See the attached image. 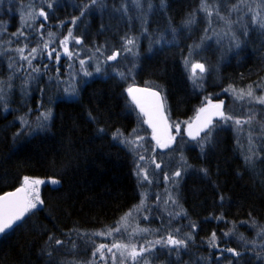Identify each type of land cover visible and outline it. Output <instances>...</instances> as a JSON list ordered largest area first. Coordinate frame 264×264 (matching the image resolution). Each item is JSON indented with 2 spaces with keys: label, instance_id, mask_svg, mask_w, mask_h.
Masks as SVG:
<instances>
[{
  "label": "trees",
  "instance_id": "1",
  "mask_svg": "<svg viewBox=\"0 0 264 264\" xmlns=\"http://www.w3.org/2000/svg\"><path fill=\"white\" fill-rule=\"evenodd\" d=\"M11 1L0 11V197L23 187L24 177L60 184L42 187L43 205L0 237V264H90L96 248L114 239L95 233L107 232L129 212L127 220L148 229L140 243L146 247L176 229L179 236L192 233L178 254L155 245L154 264H264V104L246 95L238 98L250 85L255 96H264V28L248 26L239 48L221 54L200 39L202 17L195 27L187 25L198 0H142L135 9L130 0H98L95 5L91 0H57L51 9L50 0L44 6L39 0ZM125 3L127 9L120 10ZM28 8L32 13L43 8L54 30L33 17L22 28L24 36L13 35L19 32L18 9ZM68 29L82 43H74L78 58L69 78L75 82L66 78L63 94L53 83L64 79L65 66L44 70L36 62L24 69L26 62L12 51L26 44L28 52L49 32L57 41ZM113 53L119 55L107 60ZM81 60L89 62L86 68L99 60V73L78 78ZM192 60L206 66L198 87L189 79ZM134 86L162 95L172 130L177 123L181 128L173 148L155 151L145 118L128 95ZM209 101L223 102L225 117L232 119L210 127L211 143L206 141L201 151L198 141L189 142L184 132ZM236 120L242 122L240 129ZM117 129L123 136L113 139ZM125 137L135 145L122 142ZM247 142L263 155L256 164ZM138 165L151 183L137 175ZM200 169H207V175ZM176 171L182 172L178 183L164 179ZM141 200L144 205L138 208ZM213 232L218 248L209 246ZM227 248L240 255L221 254Z\"/></svg>",
  "mask_w": 264,
  "mask_h": 264
},
{
  "label": "snow or ice",
  "instance_id": "2",
  "mask_svg": "<svg viewBox=\"0 0 264 264\" xmlns=\"http://www.w3.org/2000/svg\"><path fill=\"white\" fill-rule=\"evenodd\" d=\"M54 2H56V0H50V2H48V5H47L48 8L51 9L53 7ZM97 2H98V0H91V3L93 5H95ZM85 7L87 8L88 6L86 5ZM205 10H207V8H205ZM38 15H39V17H43L44 20H47V18H48V13L46 11H44L43 8L40 9ZM83 15H84V12L82 11L81 16H83ZM209 15H211V12H209ZM76 19H79V17H76L72 20L73 24L76 23ZM188 23H191V21L189 20ZM30 26L31 25H29V27ZM39 27L43 28L44 25L41 24ZM13 35L24 36V32H23V30H20L18 33H13ZM54 35H55L54 33L49 32L48 33L49 39L45 40L43 37V34H41L40 42H38L36 47H32L28 51L27 55H24L25 49L27 48L26 44L23 47L16 48L15 51L20 54V59L26 61L29 65V67H31L32 66L31 62L33 59L37 58V54L39 52H41L42 50L49 49L50 43H55V41L53 39ZM69 38L73 39L75 41V43H77V44L82 43V41L73 36L72 29H68V35L63 40L60 41V44L65 45V48H64L65 54L69 58H71L72 53L69 52L67 47H66ZM127 43L133 44L134 41L131 39H128ZM96 51H100V49L98 48V49H96ZM129 51H130V49H129ZM53 52L56 53L55 60L57 62H59L60 53L55 48H52L50 51L47 52L48 59H50V60L53 59V55H52ZM118 55H119V53H113L112 55H109L106 59L107 60H115ZM189 55H191V53ZM80 64H81V66H83L84 61L81 60ZM188 64H189V61L186 59L185 60V66L187 67ZM197 69H199L200 72L203 73L205 71V67L203 64H199V63L191 64V74L189 76V79L192 80L194 87L200 86L198 84V80L202 79V77L197 76V73H196ZM32 71L39 72V68L33 67ZM96 71L97 72L100 71L99 66L96 68ZM85 75H91V73L85 72ZM120 75L123 77V73H120ZM257 87H259V85H257ZM143 91H145V90L144 89H133L132 87L128 88L129 95H131L133 100L137 103V106L140 108V111L142 113H144V115L149 117V119L145 122L149 123L150 126L153 128V139L156 140L157 145L159 147L167 148L170 146L169 141L173 140L174 137H169L167 140L162 141L161 138L158 135H156L157 125L154 122V120H156V119H162L163 118V113H162V107L163 106L161 104H159V102H158L156 109H155V112L146 111L144 106L142 104H140L139 99H137V97L134 95V93H136V92H143ZM233 91H235V90H233ZM150 94H151V96L157 97V98H159V95H160L159 92H151ZM245 95L249 98L255 99V101L257 103L264 104V96H255L253 86H251V85L249 86L247 91L241 90L239 95H238V98L243 99ZM210 103L211 102L209 101V104ZM222 103L223 102H221V104L211 105V107L219 110L221 108ZM207 111H208L207 107H201L197 113V120H200L201 114L206 113ZM216 114H218L219 116H221L225 120H231L232 119V117H230V116L225 117V115L222 111H218ZM49 115H50V113L46 114L44 116V119L46 120ZM250 120H251V117L249 118V121H245V123H249ZM211 123H212L211 116L209 115L206 119L203 120L200 127L196 130L195 134H193L192 131H189L188 135L193 140L197 139V136H199V132L201 130H203L204 128H209V125H211ZM235 123L237 125H240L242 122L240 120H236ZM175 127L177 130V134H179L180 124L177 123L175 125ZM188 128L191 129L192 125L188 124ZM104 131L105 130L103 128L98 129V132H100V133H103ZM135 131L136 130L134 129L133 132H135ZM211 134H212V132H211V129L209 128L205 137L201 138L198 141V146L201 148V151H203L204 143L206 141L208 143H211ZM122 136H123V133H121L119 131V129H117L116 132L113 134V139H119ZM138 139H143V138L138 137ZM122 142L127 143V144H133V145H135V143H136L135 140H129L127 137H125ZM139 158H140V160L145 159V157L143 155H141ZM183 159H184L183 156H181V160H183ZM152 163L155 164V168H157V169L161 168V165L159 163H156L155 158H153ZM184 163L186 165V161H184ZM138 169H139V171L137 172V175L139 176L142 174L143 180L151 183V180L149 179V175H148L147 170L145 168H143V166H140V165H138ZM200 171L203 172L205 175H207V169H200ZM180 176H181V171H176L171 176H169L168 174H165L164 179L165 180H171L175 184V183H178L175 180V177H180ZM24 183H25V185H27L29 183V177H24ZM31 183L33 185H39V184L44 183V181L33 180V181H31ZM50 183L53 185H57V184H59V181L56 179H51ZM24 192H25V188L21 187V188H18L16 190V192L7 193L5 196L0 197V201H6V204L4 205L3 209H0V235L6 234V232L8 230L12 229L13 226L16 224V222L21 221L27 212H29L32 209H37L38 206L43 205L44 202H43V200L40 199L38 191L31 198H28V196H25L24 198H22V200L9 199V198H16V197H18V195L20 193H24ZM169 199L171 200L172 197L169 196ZM220 199L222 201L224 199V197L221 196ZM172 202L176 203L175 200H172ZM143 205H144V200H141L140 206H138V208L142 207ZM9 208H12L15 210L9 211ZM129 216H131V212L126 213L124 217H121L120 221H118L116 225L111 226L107 230V232L95 233V235L113 236L114 234L121 233L122 227L124 228L125 231H127V219ZM222 218L223 217H220V219H222ZM145 219H147V217H145ZM190 227H191V229L194 230L196 228V225L192 224V225H190ZM140 231L147 232L148 229H140ZM179 233H180V229H176L175 232H169L166 237H161L160 239H158L154 242H152V241L147 242L149 245L148 247H146L144 244H141L139 246V249H137V246L135 244L129 245V244L120 242L118 240H114L110 246L105 245V244H100L96 248V251L93 252V256H96L97 254H99L101 260H106V259L110 258L112 260L113 264H116L117 260H119V264H125L126 258H130L133 262H136V261H138V259L140 257H142V255L145 252L151 251L155 245H162L164 247H169L170 249H174L178 254L180 252V250L187 248L189 241H191L193 239L191 232L187 233L186 236H179ZM129 234L130 235H136L137 233L135 230H133V232L129 233ZM224 235L228 236V235H230V233L226 232V233H224ZM49 239L51 240L52 237H49ZM217 239H218V237L216 236V233L215 232L211 233V236L209 238V246L218 248L219 245L217 244ZM241 239H243V237H241ZM55 243L59 245V244H62L63 241L56 240ZM104 249H107V253L110 254V257L105 256ZM113 249H116V252H113ZM224 251L231 253L233 256H239L240 255V253L237 252L236 249H234V248L221 249V254H223ZM117 252L119 253V256H117V254H116ZM145 264H146V262H145ZM229 264H231V262H229Z\"/></svg>",
  "mask_w": 264,
  "mask_h": 264
},
{
  "label": "rangeland",
  "instance_id": "3",
  "mask_svg": "<svg viewBox=\"0 0 264 264\" xmlns=\"http://www.w3.org/2000/svg\"><path fill=\"white\" fill-rule=\"evenodd\" d=\"M25 1H28V0H25ZM126 1L129 2V0H126ZM130 1H131L130 7L133 6L134 9H135V7H138L139 4L142 2V0H130ZM46 2H47V0H39V3L42 4V6H44V3H46ZM11 3H12L11 0H0V11H1V8H3V6L8 7V6H10ZM57 3H58V1L56 0V2H54V4H57ZM24 4H28V3H24ZM150 4L151 3L148 2V8H147L148 11L146 12L147 15L149 14L150 9H151ZM226 4H227V1H223V0H198V5H197V8L195 10V15H193L191 23L187 24L189 27H195V25L197 23L196 18L202 17L204 19V23L202 25L203 30L201 32V36H199L200 39L208 41V43L212 44V48H214V49L216 48L215 50L219 51V53H221V54H223V53L224 54L225 53L230 54L239 48V44L241 43V40H242L243 35L245 33V30L247 29L248 26L249 27L250 26H256L258 28H264V0H233V3H231V4L229 3V5H226ZM126 5L127 4L125 3V6L122 5V6H120L119 9L120 10L121 9L122 10L127 9ZM160 5L162 6L163 3L160 2ZM205 8H207V10H205ZM29 9L30 8L26 9L28 11H25V12L23 11V9H18V14H17L16 18L19 22L17 23V25H16L17 27L15 28L16 32L18 31V27H19V31L22 30V28L25 27V24L28 21L32 20L33 17H34V21H37V22L38 21L39 22L45 21L44 23H46L47 26L50 25V24H48L49 23L48 18H47V20H44L43 17H39L38 13H39L40 9H37V8L34 9V13H32V11ZM209 12H211V15H209ZM15 13H16V11H15ZM49 27L52 28V26H49ZM33 28H34L33 26H30L28 29V31H31L32 34H33V32H35ZM66 36L67 35H66V31H65V32H62L60 34V36L58 35L59 40L56 41L53 38L55 43H50L49 49L42 50L41 52H39L37 54V58L33 59L31 62L32 65H33V63L38 62V67L39 68L42 67V69H44V70L51 68V69L59 71L62 67L65 66L66 67V71H65L66 76L64 77V79H62L61 81H54V83H53V84H56L57 86H60L58 88L61 91H63V94L64 93L66 94V78L68 79V81L73 82V84L75 82L72 79H70L69 77L72 76L71 74H72V72H74V69L73 70H71V69L73 68V66H75V61L78 58L77 52L74 50L75 41L71 38L68 39L66 47H67L68 51L72 53V56H71V58H69L65 54V52H64L65 45L60 44V41L63 40ZM30 38H33V36ZM39 39H41V38H39ZM44 39L48 40L49 38L47 37V39L46 38H44ZM22 40L26 42V38L22 39ZM27 40H29V38ZM33 41L34 40H32L31 42H33ZM38 42H40V40H38L36 43H38ZM52 48H55L60 53L59 62H57L55 60V56H56L55 52H53V54H52L53 59H51V60L48 59L47 52L50 51ZM210 50H211V52L213 51V49H210ZM12 52H14L13 54H15L14 57L20 58V54L18 52H16L15 50ZM27 54H28V52L25 50L24 55H27ZM19 60L21 62H26L22 59H19ZM98 62H99V60L98 61L95 60V63L93 64L94 67L92 65H90L89 68H86V65L89 62L84 61V65L81 66L82 68H80L78 71V74H77L78 78H79V76H81V77L82 76H85V77L89 76L90 77V76H93L94 74H98L99 72L96 71V68L98 67ZM66 63H67V65H66ZM193 63L203 64V62H201V61L197 62V61L192 60L191 64H193ZM25 65H26V67L24 69H29V65L27 62ZM203 65L205 67V71L203 73H201L199 69L196 70L197 76L202 77V79H200V80H204V77L207 74L206 66H205V64H203ZM190 68H191V65H190ZM85 72H89V73H91V75H85ZM200 80H198V81H200ZM68 92L69 91H67V94H68ZM1 94H2V92H1ZM217 104H221V103H217ZM211 105H215V104L211 102L210 104L208 103V105L206 107H209ZM222 106L224 107V103H222ZM145 121H146V119H145ZM214 124L212 126H214ZM235 126L237 129H240L241 125L236 124ZM170 128H171V137H174V139L172 141L175 145L177 138L181 135V128H180L179 134H177L176 129L172 130L171 126H170ZM152 139H153V133H152ZM156 145L154 146L155 151H157V150H158L157 152L161 151V150H159V147H157ZM253 145L254 144H252L250 142H247V144H246V146H249V150H247L248 155H250V157L253 158V161L255 162L254 164H256V161L260 160V158L263 155L261 156L260 153H258L255 148H254V150H250L252 147H254ZM260 148L264 150V141L261 142ZM260 148H259V150H260ZM261 154H263V152H261ZM155 161H157V160H155ZM181 163L182 162L180 161V164ZM181 176H182V172H181ZM180 177H175V179H179ZM31 181L32 180H29V183L27 185H25V183L23 185L28 198H31L32 196H34L37 191H38V194L40 197L41 188L44 186L48 185V186L55 188V187H58L60 184L59 183L57 185H53L50 183V180H43L44 183L39 184V185H33L31 183ZM40 207L41 206H38L37 209H39ZM32 210H35V209H32ZM32 210H30V211H32ZM144 221H148V219H145ZM140 229H143V228L137 227L136 224H134L132 220H127V231H125L124 228L122 227L121 233L114 234L112 236V239L114 238L112 240V242L110 244H105V245L110 246L114 240H118L120 242L129 244V245L135 244L137 246V249H139V246L141 245L140 243H142V239L146 235V232H142V231H140ZM133 230L136 231V233H137L136 235H130L129 234V233H132ZM113 252H116V249H113ZM104 253H105L106 257H110V254L107 253V249H104ZM116 254H117V256H119L118 252ZM229 254H231V253H229ZM152 256H153L152 251L151 252L150 251L145 252L142 255V257H140L138 259V261H136V262H133L130 258H126L125 264H145V262H146V264H154V263H152V260H151ZM231 256L235 257L232 254H231ZM90 264H113V262L110 258H108L106 260H101L99 254H97L96 256H93ZM116 264H119V260H117Z\"/></svg>",
  "mask_w": 264,
  "mask_h": 264
},
{
  "label": "water",
  "instance_id": "4",
  "mask_svg": "<svg viewBox=\"0 0 264 264\" xmlns=\"http://www.w3.org/2000/svg\"><path fill=\"white\" fill-rule=\"evenodd\" d=\"M132 88L133 89H144L145 90L143 92H136V93H134V95L137 97V99H139L140 104H142L144 106L146 111L155 112V109H156V106H157L158 102H159V104H161L163 106L162 107L163 118L162 119H156V120H154V122L157 125L156 135H158L161 138L162 141L163 140H167L169 137H171V128H170V124H169L167 116H166L165 105H164V101H163L162 95L159 93L160 94L159 98H157V97L151 96V94H150L151 92H158L156 90L145 88V87H139V86H135V87H132ZM128 95H129V93H128ZM129 97H130L131 101L133 102V104L135 105L136 109L144 116V118L147 121L149 119V117L144 115V113H142L140 111V108L137 106V103L133 100L132 96L129 95ZM207 109H208V111L206 113L201 114V119L200 120H197V116L194 118V120L191 123V125H192L191 129H189L188 127L186 128V130L184 132V136L189 142L194 143V142H197L198 140H200L201 137L204 135V133L215 122L220 121V120L223 119L221 116L216 114L218 111H222L224 113V107L222 105H221V108L219 110H217V109H215V108H213L211 106L207 107ZM209 115L211 116V121H212L211 125H209V128H204L203 130H201L199 132V136H197V139H195V140L191 139L190 136L188 135V132L192 131L193 134H195L196 130L200 127V125L203 122V120L206 119ZM224 115H225V113H224ZM146 125H147V128L153 133V128L150 126V124L146 123ZM153 141L157 144L155 139H153ZM169 143H170V146L167 147V148H161V147L158 146L159 150L166 151L168 149L173 148L174 147L173 141L170 140ZM12 192H16V190L12 191ZM12 192H8V193H12ZM6 194L2 195L1 197L5 196ZM25 196H27L26 192L20 193L18 195V197H16V198H9V199L22 200V198H24ZM5 204H6V201H0V209H3ZM14 210L15 209L9 208V211H14ZM27 213L25 214V216L23 217V219L21 221L16 222V224L13 226V228L15 226H17L18 224H20L25 219V217L27 216ZM12 229H10V230H12ZM10 230H8L7 232H9ZM3 235H0V237L3 236Z\"/></svg>",
  "mask_w": 264,
  "mask_h": 264
},
{
  "label": "bare ground",
  "instance_id": "5",
  "mask_svg": "<svg viewBox=\"0 0 264 264\" xmlns=\"http://www.w3.org/2000/svg\"><path fill=\"white\" fill-rule=\"evenodd\" d=\"M135 87V86H134ZM139 112V111H138ZM140 113V112H139Z\"/></svg>",
  "mask_w": 264,
  "mask_h": 264
}]
</instances>
